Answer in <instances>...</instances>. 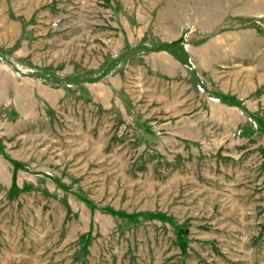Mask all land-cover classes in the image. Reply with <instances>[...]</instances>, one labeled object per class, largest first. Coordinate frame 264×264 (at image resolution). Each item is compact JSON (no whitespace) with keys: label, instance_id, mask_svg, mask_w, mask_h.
<instances>
[{"label":"rangeland","instance_id":"1","mask_svg":"<svg viewBox=\"0 0 264 264\" xmlns=\"http://www.w3.org/2000/svg\"><path fill=\"white\" fill-rule=\"evenodd\" d=\"M0 264H264V0H0Z\"/></svg>","mask_w":264,"mask_h":264}]
</instances>
